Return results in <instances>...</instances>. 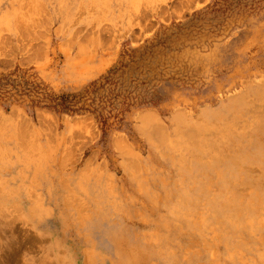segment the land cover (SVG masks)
Listing matches in <instances>:
<instances>
[{
  "label": "rangeland",
  "instance_id": "rangeland-1",
  "mask_svg": "<svg viewBox=\"0 0 264 264\" xmlns=\"http://www.w3.org/2000/svg\"><path fill=\"white\" fill-rule=\"evenodd\" d=\"M0 264H264V0H0Z\"/></svg>",
  "mask_w": 264,
  "mask_h": 264
},
{
  "label": "bare ground",
  "instance_id": "bare-ground-1",
  "mask_svg": "<svg viewBox=\"0 0 264 264\" xmlns=\"http://www.w3.org/2000/svg\"><path fill=\"white\" fill-rule=\"evenodd\" d=\"M146 5H147V3H146ZM187 5V4H186ZM149 6V5H148ZM189 6V5H188ZM151 7V6H150ZM147 9V8H146ZM135 17V16H134ZM17 121V120H16ZM196 138V137H195ZM234 159H237V158H234ZM232 160V159H231ZM225 200V199H224ZM224 200L222 199L221 200V203L222 202H224ZM228 205L229 206H232V207H236V208H238V210H239V207H238V201H237V199H235V200H228V199H226L225 200V203H224V205H223V209H227V207H228ZM219 209V208H218Z\"/></svg>",
  "mask_w": 264,
  "mask_h": 264
}]
</instances>
